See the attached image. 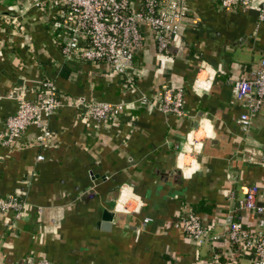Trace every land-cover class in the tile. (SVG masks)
<instances>
[{"label": "crops", "instance_id": "crops-1", "mask_svg": "<svg viewBox=\"0 0 264 264\" xmlns=\"http://www.w3.org/2000/svg\"><path fill=\"white\" fill-rule=\"evenodd\" d=\"M26 1L0 0V121L17 106L16 87L32 97L42 79L61 94L110 102L182 88L187 116L134 107L117 121L97 122L63 105L43 119L52 132L47 146L28 127L13 147H0V195L15 193L25 203L18 218L0 214V264H198L220 248L195 245L172 225L184 210L213 234L225 231L228 213L252 225L227 196L232 190L241 197L264 177V109L244 135L235 123L242 103L230 91V80L247 75L264 52L256 9L184 0L179 33L162 53L143 25L136 76L123 91L102 63L64 62L53 23L39 9L24 8ZM8 15L17 26L5 27ZM187 135L200 146L195 155Z\"/></svg>", "mask_w": 264, "mask_h": 264}, {"label": "built area", "instance_id": "built-area-1", "mask_svg": "<svg viewBox=\"0 0 264 264\" xmlns=\"http://www.w3.org/2000/svg\"><path fill=\"white\" fill-rule=\"evenodd\" d=\"M217 2L220 9L254 8L257 21L264 22V0ZM25 4L24 8L39 9L43 18L53 23V39L64 62L75 65L102 63L110 73L119 77L118 84L123 91L132 86L136 76L133 57L143 44L142 26L149 28L157 52L162 53L171 39L178 35L186 14L184 0H27ZM3 24L8 28L17 26V21L8 15ZM15 90V95L11 96L16 99L17 106L0 121V147L3 148L13 147L28 127L34 128L36 143L47 146L52 132L43 119L63 105L73 108L77 117L97 122L117 121L121 113L134 107L177 117L187 116L183 89L171 86H164L151 94L139 92L133 100L116 102L85 100L61 94L48 79H42L33 86L32 97L27 96L28 89L24 85ZM230 91L233 99L242 103L243 110L238 113L235 123L238 130L246 135L253 116L264 109V52L247 75L230 80ZM190 135L186 136V142L190 146L189 152L195 155L200 146ZM35 159L41 161L43 156L37 154ZM260 162L264 163V148ZM261 183L247 185L241 197H237L232 190L227 196L237 210L249 214L252 225L247 222L245 226L228 213L223 220L225 231L213 234L211 225L189 209L172 221V225L180 228L193 244L207 243L212 248L218 244L219 251H212L206 260L198 264H264V177ZM24 204L18 194L0 195V214L11 212L13 218H18ZM239 258L243 261H238ZM33 264L51 263L39 259Z\"/></svg>", "mask_w": 264, "mask_h": 264}, {"label": "water", "instance_id": "water-1", "mask_svg": "<svg viewBox=\"0 0 264 264\" xmlns=\"http://www.w3.org/2000/svg\"><path fill=\"white\" fill-rule=\"evenodd\" d=\"M199 116V115H198ZM196 124H197V117H195L194 119H193V122H192V126L194 127V126H196Z\"/></svg>", "mask_w": 264, "mask_h": 264}, {"label": "rangeland", "instance_id": "rangeland-1", "mask_svg": "<svg viewBox=\"0 0 264 264\" xmlns=\"http://www.w3.org/2000/svg\"><path fill=\"white\" fill-rule=\"evenodd\" d=\"M256 58H257V56H255V57L253 58V60L255 61ZM245 60L248 62V61H250L251 59H250V57L247 55V59H245Z\"/></svg>", "mask_w": 264, "mask_h": 264}, {"label": "trees", "instance_id": "trees-1", "mask_svg": "<svg viewBox=\"0 0 264 264\" xmlns=\"http://www.w3.org/2000/svg\"><path fill=\"white\" fill-rule=\"evenodd\" d=\"M9 4H12V3H11V1H10V3H9Z\"/></svg>", "mask_w": 264, "mask_h": 264}, {"label": "clouds", "instance_id": "clouds-1", "mask_svg": "<svg viewBox=\"0 0 264 264\" xmlns=\"http://www.w3.org/2000/svg\"><path fill=\"white\" fill-rule=\"evenodd\" d=\"M187 175V174H186Z\"/></svg>", "mask_w": 264, "mask_h": 264}]
</instances>
